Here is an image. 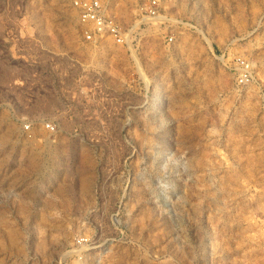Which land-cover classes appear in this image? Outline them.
Wrapping results in <instances>:
<instances>
[{
	"label": "rangeland",
	"instance_id": "obj_1",
	"mask_svg": "<svg viewBox=\"0 0 264 264\" xmlns=\"http://www.w3.org/2000/svg\"><path fill=\"white\" fill-rule=\"evenodd\" d=\"M72 1L0 0V264H264V0Z\"/></svg>",
	"mask_w": 264,
	"mask_h": 264
},
{
	"label": "built area",
	"instance_id": "obj_2",
	"mask_svg": "<svg viewBox=\"0 0 264 264\" xmlns=\"http://www.w3.org/2000/svg\"><path fill=\"white\" fill-rule=\"evenodd\" d=\"M72 5L78 12L80 30L86 40L99 44L111 42L116 46L131 45L134 27L145 23L158 11L156 0L127 8L126 5L122 7L117 4L110 5L108 0H73ZM113 11H125V15L133 20H127L129 22L124 24ZM244 77L245 74L240 80L243 81Z\"/></svg>",
	"mask_w": 264,
	"mask_h": 264
},
{
	"label": "bare ground",
	"instance_id": "obj_3",
	"mask_svg": "<svg viewBox=\"0 0 264 264\" xmlns=\"http://www.w3.org/2000/svg\"><path fill=\"white\" fill-rule=\"evenodd\" d=\"M155 20V19H154ZM148 25V24H147ZM142 30V29H141Z\"/></svg>",
	"mask_w": 264,
	"mask_h": 264
}]
</instances>
